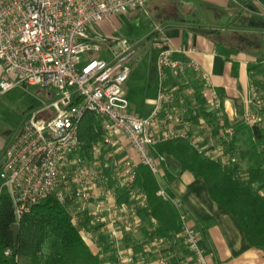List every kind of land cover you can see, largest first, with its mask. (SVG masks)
<instances>
[{
	"label": "built area",
	"instance_id": "1",
	"mask_svg": "<svg viewBox=\"0 0 264 264\" xmlns=\"http://www.w3.org/2000/svg\"><path fill=\"white\" fill-rule=\"evenodd\" d=\"M154 1L0 0V95L27 86L47 91L43 106L13 136L0 161L1 193L9 196L17 220L54 196L85 241L96 244L85 217L116 241L140 224L136 211L146 207V196L134 186L137 169L144 166L160 174L165 157L155 152L158 144L187 140L214 160L220 156V147L207 151L206 134L212 128L203 116H197V132L193 130L201 104L193 95L185 106L179 94H193V73L201 82L206 112L220 116V96L209 74L174 58L182 52L165 36L156 35L152 42L158 93L151 112L139 116L124 95L135 46L107 38L99 29ZM172 79L179 85L171 86ZM254 98L255 110L245 117L250 127L264 119V103L255 91ZM226 162L223 158L222 164ZM119 190L127 194L122 202L117 201ZM157 194L179 211L180 238L196 264H208L181 203L162 188Z\"/></svg>",
	"mask_w": 264,
	"mask_h": 264
},
{
	"label": "crops",
	"instance_id": "2",
	"mask_svg": "<svg viewBox=\"0 0 264 264\" xmlns=\"http://www.w3.org/2000/svg\"><path fill=\"white\" fill-rule=\"evenodd\" d=\"M145 9L151 10L154 15V28L148 41L152 45L155 62L157 52L152 42L156 35H162L173 48L181 50L182 53L174 55L175 59L193 62L209 74L222 102L219 113L229 123L245 122L246 114L254 112V91L264 103V75L256 72L264 69V0H156L136 11ZM108 24L111 25L105 23L103 26ZM190 78L189 89L193 94H179L185 106L189 98H195L198 88L201 93L200 80L193 73ZM175 85L179 84L172 79L171 86ZM178 88L183 91L185 87ZM157 93L158 83L154 97L145 101L139 113L131 105L130 108L139 116H147L154 107ZM262 111L264 114V108ZM196 121H193L194 127L198 123ZM260 129H264V119L254 126L255 132ZM193 130L196 133L197 127ZM83 131L85 134L89 131L86 123ZM212 133L211 129L206 134L213 141L207 149L209 152L220 147V140L217 139L219 134L214 137ZM9 142L0 137V161ZM221 151L220 147V156L216 155L215 160L223 159ZM155 152L158 153L156 147ZM160 168V174L154 175L155 181L159 189H164L166 194L181 203V212L186 214L190 225L199 233L200 245L208 264H264L263 253L249 247L239 224L211 199L203 179L181 171L178 164L170 159ZM137 211L140 224L132 231L119 235L116 241L109 238L110 235L105 231V236L120 251V264H196V259L184 246L180 234L145 238ZM152 224L155 228L158 226L155 220ZM127 234L129 240L125 237ZM140 244L143 252L134 255L131 246ZM93 247H97L96 244Z\"/></svg>",
	"mask_w": 264,
	"mask_h": 264
},
{
	"label": "trees",
	"instance_id": "3",
	"mask_svg": "<svg viewBox=\"0 0 264 264\" xmlns=\"http://www.w3.org/2000/svg\"><path fill=\"white\" fill-rule=\"evenodd\" d=\"M256 72L264 75V69ZM195 98L201 106L193 121L197 122V116H203L211 126L213 136L220 133L222 157L227 162L222 164V159L214 160L200 153L187 140L164 142L156 149L165 157L164 162L170 159L181 171L203 179L211 199L239 224L249 247L264 255V129L255 132L254 126L250 127L244 121L229 123L221 114L219 118L216 113L206 112L200 88ZM227 129H232L233 133L227 134ZM155 180L147 167L137 169L134 186L146 196V207L137 208L144 229L142 234L145 238L180 234L179 211L171 201L158 196L159 186ZM116 196L118 202L127 198L120 190ZM90 220L85 217L84 224L94 235L97 251L81 237L54 196L17 220L11 200L3 191L0 193V264H120L114 242H110L100 227L90 226ZM154 220L158 224L156 228L152 224ZM14 225H18L16 241L12 231ZM125 237L129 240L128 234ZM131 248L134 255L143 252L141 244Z\"/></svg>",
	"mask_w": 264,
	"mask_h": 264
},
{
	"label": "rangeland",
	"instance_id": "4",
	"mask_svg": "<svg viewBox=\"0 0 264 264\" xmlns=\"http://www.w3.org/2000/svg\"><path fill=\"white\" fill-rule=\"evenodd\" d=\"M153 25L154 15L151 10H146L113 17L111 25H104L99 29L107 38L125 39L134 44L137 50V55L129 64L130 77L123 87L125 97L137 113L141 111V106L147 99L154 97L157 90L158 73L151 50L152 45L148 41V36L154 28ZM46 92L39 87L27 86L16 87L5 95H0V137L2 140L9 142L33 112L43 106L47 97ZM210 144H213V141H209ZM2 185L0 179V192ZM86 243L97 251V247H93L87 238ZM118 256L120 258V251H118Z\"/></svg>",
	"mask_w": 264,
	"mask_h": 264
},
{
	"label": "water",
	"instance_id": "5",
	"mask_svg": "<svg viewBox=\"0 0 264 264\" xmlns=\"http://www.w3.org/2000/svg\"><path fill=\"white\" fill-rule=\"evenodd\" d=\"M12 231L14 233V238H15V241H16L17 238H18V225H14L13 228H12Z\"/></svg>",
	"mask_w": 264,
	"mask_h": 264
}]
</instances>
